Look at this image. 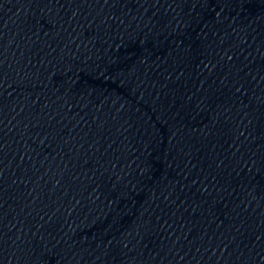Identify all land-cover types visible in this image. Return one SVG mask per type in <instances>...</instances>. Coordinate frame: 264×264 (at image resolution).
<instances>
[{"label":"water","instance_id":"obj_1","mask_svg":"<svg viewBox=\"0 0 264 264\" xmlns=\"http://www.w3.org/2000/svg\"><path fill=\"white\" fill-rule=\"evenodd\" d=\"M0 264H264V0H0Z\"/></svg>","mask_w":264,"mask_h":264}]
</instances>
